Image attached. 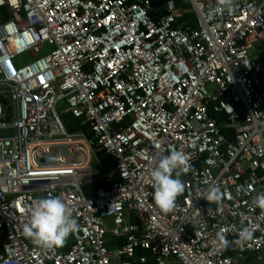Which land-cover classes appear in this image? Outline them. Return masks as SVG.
<instances>
[{"label": "built area", "instance_id": "2783aa9c", "mask_svg": "<svg viewBox=\"0 0 264 264\" xmlns=\"http://www.w3.org/2000/svg\"><path fill=\"white\" fill-rule=\"evenodd\" d=\"M185 1L196 28L174 0H0V264H264V0ZM172 150L188 171L164 213L150 174ZM55 196L79 228L47 249L23 225Z\"/></svg>", "mask_w": 264, "mask_h": 264}, {"label": "clouds", "instance_id": "9594fccd", "mask_svg": "<svg viewBox=\"0 0 264 264\" xmlns=\"http://www.w3.org/2000/svg\"><path fill=\"white\" fill-rule=\"evenodd\" d=\"M227 9L233 10V0H218L217 8L213 13ZM188 157L186 154L172 150L169 155L156 162L151 170L150 178L154 188L153 200L155 205L164 213L170 212L176 199L185 191V185L180 179L182 173L188 171ZM175 173V178H173ZM209 203L219 204L223 199V193L218 187H210L203 195ZM253 205L264 211V193L258 194L253 200ZM211 212V209H208ZM29 217L23 225V233L26 237L40 247L51 249L62 247L71 233H75L79 225L73 218L72 211L62 196L36 199L28 209ZM241 241L251 238V231L243 228L239 232ZM213 245L220 249L229 246L225 230L217 232Z\"/></svg>", "mask_w": 264, "mask_h": 264}, {"label": "trees", "instance_id": "16d2710c", "mask_svg": "<svg viewBox=\"0 0 264 264\" xmlns=\"http://www.w3.org/2000/svg\"><path fill=\"white\" fill-rule=\"evenodd\" d=\"M162 2H164L165 0H161ZM175 4L177 7H179L181 9V15L178 17V20L175 24H182L183 27H190V28H196L197 27V20H196V16L194 14V12L190 11V4L188 2H186L185 0H174ZM152 16L154 18H156L159 14L157 13H152ZM260 58L262 59L263 63H264V57L260 56ZM62 118V121L64 123V126L66 127V129L70 132L72 131H77V130H83L87 133L88 136H91V132L88 130V127L86 125H80L79 124V120L74 118L70 113L68 112H65L63 113V117ZM100 153H103L105 155V161L107 162L108 161V156L104 153L103 150H99L98 151V154ZM111 165H107L105 170L108 171L109 169H111ZM116 178V177H114ZM83 190L84 192L87 194V195H90L92 193V188H93V185H83ZM138 219L136 218V221ZM113 242H116L118 244H122L123 243V239L122 238H117V239H112L110 240V244L113 243ZM140 253H146L144 251H141ZM251 259V256L248 258V260ZM247 260V261H248ZM247 261L245 262H241V264H248L246 263ZM152 261L150 260L149 264H151Z\"/></svg>", "mask_w": 264, "mask_h": 264}, {"label": "rangeland", "instance_id": "374dc122", "mask_svg": "<svg viewBox=\"0 0 264 264\" xmlns=\"http://www.w3.org/2000/svg\"><path fill=\"white\" fill-rule=\"evenodd\" d=\"M50 48H51V46L48 45L46 49H41L37 54L44 53V52L48 51ZM23 58H24V57H23ZM29 59H30V56H27L26 58H24V60H29ZM64 106H65L64 102H60V103L58 104V110L61 111L62 108H64ZM61 117H63V113H61ZM104 158H105V155H104L103 153L98 154V159H99L101 162H103V163L106 162ZM94 165H95V163H94ZM108 221L110 222L109 219H108Z\"/></svg>", "mask_w": 264, "mask_h": 264}]
</instances>
